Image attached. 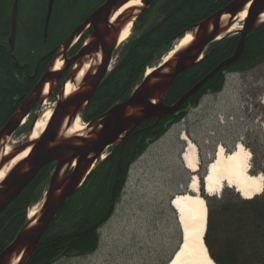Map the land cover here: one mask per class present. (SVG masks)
I'll use <instances>...</instances> for the list:
<instances>
[{
    "label": "trees",
    "instance_id": "trees-1",
    "mask_svg": "<svg viewBox=\"0 0 264 264\" xmlns=\"http://www.w3.org/2000/svg\"><path fill=\"white\" fill-rule=\"evenodd\" d=\"M104 1L72 0L64 13L58 16L56 14L54 19L51 14L47 37L44 39L46 0L41 28L36 30V27H33L28 32L25 38L27 47L20 57L16 54V46L13 54L9 53L7 39L10 32V16L4 21L3 15L0 14V130L19 109L23 99L32 91L37 78L41 76L43 66L38 68L36 77L32 78L33 68L39 58L63 42L82 19ZM233 1H156L153 5L156 21L141 30L136 29V26L142 24L150 12L144 13L135 21L132 32L136 30V34L131 35L120 49L112 70L81 112L83 123H90L113 105L126 101L142 81L146 70L153 68L169 53L174 42L181 39L188 29ZM58 3L60 0H55L54 5ZM53 8L54 14L55 7ZM36 38L38 45L34 43ZM238 40L239 36L235 35L210 45L202 61L174 80L163 104H175L215 67L230 58ZM82 42L83 39L75 45L72 53L76 52ZM15 62L20 68L15 67ZM262 65L264 23L247 36L238 60L210 79L178 113L143 121L118 146L107 151L106 157L98 161L83 185L65 203L24 264H55L57 260L66 257L83 258L93 254L100 242L99 230L114 213L133 163L152 143L183 120L186 110L196 107L203 95L220 92L224 86V75L248 72ZM199 166L203 169V164L199 163ZM52 167L53 164L44 167L30 185L0 214V253L27 222L28 210L38 202L39 190L48 180ZM203 174L204 171L197 172L200 180ZM203 198L207 206L204 242L212 261L215 264H264V195L244 200L236 193L226 191L218 198Z\"/></svg>",
    "mask_w": 264,
    "mask_h": 264
},
{
    "label": "water",
    "instance_id": "water-1",
    "mask_svg": "<svg viewBox=\"0 0 264 264\" xmlns=\"http://www.w3.org/2000/svg\"><path fill=\"white\" fill-rule=\"evenodd\" d=\"M19 1L13 0L10 11V32L7 45L11 55L15 46ZM131 1L106 0L66 38L59 47L60 51L57 56L64 55L84 33H88L86 42L77 54L71 60L63 61L64 67L72 66V70L60 90L48 125L38 139L25 141L12 154L2 155L0 158L1 169L4 164L29 149L27 157L17 163L0 182V214L30 185L44 167L53 164L47 190L36 217L31 220L27 219L12 242L0 253V264H24L65 203L83 185L98 161L105 158L106 152L110 148L118 146L143 121L160 119L178 113L182 106L198 93L210 79L238 60L243 52L247 36L264 23L260 19L264 14V0H234L224 9L188 29L184 36L191 35L193 41L177 51L165 64L162 63L161 67L157 66V69L153 70V68L149 75L145 74L126 101L113 105L97 119L88 123L84 134L65 136L66 130L80 116L98 86L111 71L110 67L114 52L119 47L118 41L122 29L128 23L133 26L139 17L137 12L142 13L157 0H143L142 7L138 10L125 11L124 15L116 18L118 20L126 16L124 22L116 21L114 25L108 24L110 15L116 14ZM54 2L55 0H47L44 38L47 35ZM244 10H246V18L242 22V29L232 33L230 30L237 16ZM224 17H227L226 21H224ZM235 35L239 36V40L230 58L215 67L206 77L182 95L175 104L171 106L163 104L165 95L174 80L202 61L210 45ZM86 65H88L87 72L76 84V91L68 97H64L65 85L67 83L74 84L79 72ZM15 67L20 68L17 62H15ZM62 68L57 72L45 71L32 91L23 99L19 109L0 130V155L5 149L7 139L24 124L34 107L44 100L45 86L48 85L47 95L52 92L54 83L61 76ZM34 123H36V119L29 129V134L32 132ZM196 177L200 192V188L202 189L201 180L197 175ZM204 179L203 177L202 186ZM186 188H188V184ZM179 195L186 194L183 192ZM200 196L204 200L203 195L200 194ZM175 197L176 195L172 196L169 201L170 208L174 212L172 203ZM181 245L182 236L169 261L178 253Z\"/></svg>",
    "mask_w": 264,
    "mask_h": 264
},
{
    "label": "rangeland",
    "instance_id": "rangeland-1",
    "mask_svg": "<svg viewBox=\"0 0 264 264\" xmlns=\"http://www.w3.org/2000/svg\"><path fill=\"white\" fill-rule=\"evenodd\" d=\"M71 2L72 0H60V3L55 4L53 19L56 14L58 16L64 13ZM45 3L46 0L19 2L15 41L17 56L20 57L27 47L25 38L28 32L33 27L40 30ZM11 5V0H0V14L4 21L10 16ZM226 20L227 17L224 21ZM155 21L154 14L150 12L136 29L141 30ZM233 25L241 29L242 22L237 20ZM68 27L65 28L67 32ZM135 34L136 30L132 32L130 29L129 37ZM37 39L34 42L36 45ZM126 42L114 52L110 69ZM177 42L173 43L171 50ZM167 54L153 68L161 64ZM61 63L63 67V62ZM46 97L47 95L44 99ZM43 103L35 107L24 124L7 139L4 148L9 149L8 155L28 141L31 134L29 129L34 119L36 122L42 120L49 111L52 115L55 104L47 100ZM50 119L51 116L46 126ZM78 119L79 125L83 127L80 132L82 135L86 132L87 124L83 123L80 116ZM182 135L196 144L199 163L203 164V169L198 167L200 173L212 161L217 146H222L224 152L230 153L240 143L251 155L250 174L261 175L264 179V65L248 72L225 75L220 92L203 95L196 107L186 110L183 120L152 143L130 167L114 213L99 230L97 250L87 257L68 260L65 264H167L181 241L177 214L171 210L169 201L172 196L186 192L191 175L180 160L185 147L180 139ZM2 155L1 153L0 158ZM200 185V194L208 197L203 192L202 181ZM47 186L48 180L40 188L38 202L28 210L26 219L30 211L38 213ZM226 191L236 193L234 189L224 187L215 197H220ZM263 195L264 188L257 197ZM238 197L241 198L239 195Z\"/></svg>",
    "mask_w": 264,
    "mask_h": 264
},
{
    "label": "bare ground",
    "instance_id": "bare-ground-1",
    "mask_svg": "<svg viewBox=\"0 0 264 264\" xmlns=\"http://www.w3.org/2000/svg\"><path fill=\"white\" fill-rule=\"evenodd\" d=\"M142 1L143 0H132L114 15V19L124 15L123 13L125 11L138 10L142 6ZM143 12L144 11H142V13L137 12L139 17L143 15ZM245 18L246 10L237 16L235 21L239 20V22H243ZM223 19H226V17ZM260 19L264 21V14ZM131 26L132 24L128 23L122 29L118 41L119 45L126 42L128 39ZM238 29L240 28L233 25L230 31L234 32ZM192 41L193 39L191 35H185L177 42L175 48L170 50V52L164 57L162 63L165 64L177 51L188 46ZM162 63L158 66L161 67L163 65ZM61 68L62 63L58 61L54 65L53 71H60ZM87 69L88 65L81 69L74 84L67 83L65 85L64 97H68L76 91V84L82 79L83 75L87 72ZM151 71V69H148L146 75H149ZM47 93L48 85L44 88L43 97H45ZM50 116L51 111L46 112L42 117V120L34 123L28 141H34L39 138L40 134L44 131ZM82 130L83 127L79 125V119L76 118L68 130H66L65 136L80 135ZM180 139L185 143L184 151L180 160L184 168L191 173L190 177H192V179H189L188 188L185 192L186 195H177L172 203L181 230L182 245L178 253L168 264H215L210 258L203 240L207 224V206L205 201L201 199L198 189V179L196 177L199 165L198 150L196 145L185 135H182ZM2 152L3 156H7L9 149L6 148ZM28 152L29 149L2 166L0 169V182L17 163L27 157ZM250 160V153L244 149L240 143H237L233 151L230 153L224 152L222 146H217L212 161H210L207 165L208 167H206L207 170L203 181V192L205 195L215 197L222 192L224 187H226L234 189L244 200H251L254 197L259 196L263 192L264 179L261 175L253 176L250 174ZM36 215L37 213L32 210L29 212L28 219L31 220L36 217Z\"/></svg>",
    "mask_w": 264,
    "mask_h": 264
},
{
    "label": "flooded vegetation",
    "instance_id": "flooded-vegetation-1",
    "mask_svg": "<svg viewBox=\"0 0 264 264\" xmlns=\"http://www.w3.org/2000/svg\"><path fill=\"white\" fill-rule=\"evenodd\" d=\"M106 1V0H105ZM104 1V2H105ZM158 1V0H157ZM103 2V3H104ZM102 3V4H103ZM101 4V5H102ZM155 4V3H154ZM154 4H152L150 7H148V8H146V9H144L143 11V15H144V13H149V12H152L153 14L155 13V11H154V8H153V5ZM100 6V5H99ZM99 6H97L96 8H98ZM95 8V9H96ZM94 9V10H95ZM93 10V11H94ZM93 11H91V13L93 12ZM91 13H89L84 19H82V21L76 26V27H78L79 25H81L83 22H84V20L91 14ZM114 15L115 14H112V15H110V17H109V19H108V24H110V25H114V23L116 22V21H118V22H124V19H125V17L126 16H124V17H121L120 19H118V20H116V19H114ZM155 16V15H154ZM134 25V24H133ZM75 27V28H76ZM74 30V29H73ZM72 33V32H71ZM70 33V34H71ZM9 37V36H8ZM47 37V36H46ZM67 38V37H66ZM87 38H88V33H84L83 35H82V37L79 39V40H77L75 43H74V45L64 54V55H58L57 56V54H58V52L60 51V46H61V44L66 40H64L63 42H61L57 47H55V48H52L50 51H48L47 53H45L44 55H42L40 58H39V60H38V62L36 63V65H35V67L33 68V71H32V73H33V77L32 78H35L36 77V71L38 70V68L40 67V66H43V72H42V74H41V76L43 75V73L45 72V71H47V70H50V71H53V69H54V65L58 62V61H60V62H63V61H69V60H71L76 54H77V52L79 51V49L83 46V44L86 42V40H87ZM45 39V38H44ZM81 39H83V42H82V44L80 45V47L76 50V52L75 53H72V49L75 47V45L81 40ZM8 40V39H7ZM43 59V60H42ZM40 60H42V61H40ZM27 69H29L28 67H27ZM71 70H72V66L71 67H69V68H66V67H64V62H63V68H62V72H61V76H60V78L57 80V82L56 83H54V86H53V88H52V92L49 94V95H47V99H44L43 101H52L53 102V104H56V102H57V97H58V95H59V93H60V90H61V88L64 86V82H65V80L68 78V76H69V73L71 72ZM223 75H224V73H223ZM41 76H39L38 78H37V80H36V82L41 78ZM225 76V75H224ZM43 101L39 104V105H41L42 103H43ZM43 104H45V103H43ZM39 105H37V106H35V107H38ZM34 107V108H35ZM52 169H53V167H52ZM52 169H51V171H52ZM51 171H50V173H51ZM50 175V174H49ZM48 178H49V176H48ZM105 225V224H104ZM103 225V226H104ZM77 258H82V257H72V256H70V257H66V258H63V259H59V260H57L56 262H55V264H65V263H67V261L68 260H71V259H77Z\"/></svg>",
    "mask_w": 264,
    "mask_h": 264
}]
</instances>
